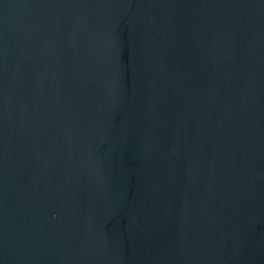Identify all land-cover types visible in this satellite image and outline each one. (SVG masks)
Segmentation results:
<instances>
[{"label": "water", "instance_id": "obj_1", "mask_svg": "<svg viewBox=\"0 0 264 264\" xmlns=\"http://www.w3.org/2000/svg\"><path fill=\"white\" fill-rule=\"evenodd\" d=\"M0 264H264V0H0Z\"/></svg>", "mask_w": 264, "mask_h": 264}]
</instances>
